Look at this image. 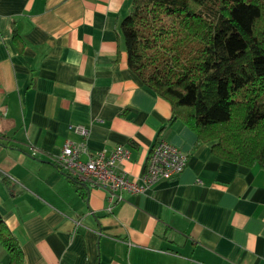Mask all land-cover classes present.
Instances as JSON below:
<instances>
[{
    "label": "crops",
    "instance_id": "crops-1",
    "mask_svg": "<svg viewBox=\"0 0 264 264\" xmlns=\"http://www.w3.org/2000/svg\"><path fill=\"white\" fill-rule=\"evenodd\" d=\"M132 6L0 0V215L21 264H264V170L195 146L130 71L120 22ZM158 138L188 155L185 169L110 211L104 191L78 189L50 161L66 141L121 144L131 158L119 169L139 179Z\"/></svg>",
    "mask_w": 264,
    "mask_h": 264
},
{
    "label": "trees",
    "instance_id": "trees-1",
    "mask_svg": "<svg viewBox=\"0 0 264 264\" xmlns=\"http://www.w3.org/2000/svg\"><path fill=\"white\" fill-rule=\"evenodd\" d=\"M120 30L128 68L195 132V146L264 170V0H133ZM0 246L6 264L22 263L1 215Z\"/></svg>",
    "mask_w": 264,
    "mask_h": 264
},
{
    "label": "built area",
    "instance_id": "built-area-1",
    "mask_svg": "<svg viewBox=\"0 0 264 264\" xmlns=\"http://www.w3.org/2000/svg\"><path fill=\"white\" fill-rule=\"evenodd\" d=\"M74 130L86 138V128L78 126ZM130 158V150L121 144L110 151L91 153L84 143L66 141L50 161L87 191H104L108 211L123 200L124 193H145L158 181L178 176L188 162L187 154L163 138H158L150 148L139 179L131 178L119 169V165Z\"/></svg>",
    "mask_w": 264,
    "mask_h": 264
}]
</instances>
